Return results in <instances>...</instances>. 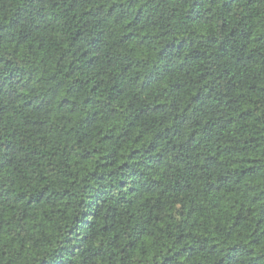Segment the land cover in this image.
Listing matches in <instances>:
<instances>
[{"label":"trees","instance_id":"16d2710c","mask_svg":"<svg viewBox=\"0 0 264 264\" xmlns=\"http://www.w3.org/2000/svg\"><path fill=\"white\" fill-rule=\"evenodd\" d=\"M0 264H264V0H0Z\"/></svg>","mask_w":264,"mask_h":264}]
</instances>
